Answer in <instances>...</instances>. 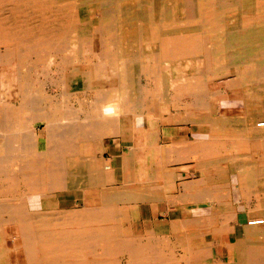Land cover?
Segmentation results:
<instances>
[{"label":"bare ground","instance_id":"bare-ground-1","mask_svg":"<svg viewBox=\"0 0 264 264\" xmlns=\"http://www.w3.org/2000/svg\"><path fill=\"white\" fill-rule=\"evenodd\" d=\"M260 151L264 0H0V264H264Z\"/></svg>","mask_w":264,"mask_h":264},{"label":"rangeland","instance_id":"rangeland-1","mask_svg":"<svg viewBox=\"0 0 264 264\" xmlns=\"http://www.w3.org/2000/svg\"><path fill=\"white\" fill-rule=\"evenodd\" d=\"M142 56H143V59L146 57V55H145V53H143L142 54ZM48 61L46 60V62H44L42 65H40L39 66V68H38V75H39V81L41 82V83H44L42 86H44L45 87V90H48L47 91V93H48V95H50V96H55L56 94H58V89L57 88H50V86H45V83L49 80V79H47V78H49V77H51V75L52 74H55L54 72L51 74L50 72H49V74H48V72H46L45 70L47 69V65H48V63H47ZM42 66V67H41ZM49 71V70H48ZM36 75L37 74H35V72L34 71H31V77H32V79L33 80H36L37 79V77H36ZM49 75V76H48ZM102 85H103V81L102 82H100ZM144 84H145V81H144ZM212 87V89H218L219 88V85H217V84H214L213 86H211ZM50 90H49V89ZM106 90V88L104 89V91ZM50 91V92H49ZM235 95L234 94H231L230 95V97L232 98V99H235V97H234ZM85 97L86 96H84V94L83 93H78L77 95H76V98H78L80 101H83L84 99H85ZM224 96H222V98H223ZM88 99L89 100H92V97H88ZM214 99H218V97H214ZM44 123V122H43ZM39 130V134H41L40 132H41V130H42V127L41 128H39L38 129ZM188 130V131H187ZM164 132H165V130L164 129H162V132H161V135L163 136V144L164 145H168V143L169 144H171L172 142H174L175 140H180V141H190L191 140V137H192V135H193V132H194V129L192 128V127H190L189 125L188 126H180V128H179V131H178V133H180V135H178L177 137H174V138H172V136L171 135H164ZM168 136V137H167ZM121 138H118L117 137V139H115L114 141H115V143H114V147H120V144L122 143V139L120 140ZM190 139V140H189ZM105 141L106 142H110L111 141V139H105ZM120 149V148H119ZM122 149V148H121ZM128 151V148L126 149V148H124L123 147V151ZM114 152H116L115 150H114ZM260 153H262V155H264V151H260ZM164 155H165V153H164ZM105 157L107 158V159H110V160H112L113 161V164H115V163H119L120 161H119V158H117L116 157V161H114V159H113V157L111 156V155H109V153H107L106 155H105ZM126 157V156H125ZM112 158V159H111ZM262 158V157H261ZM165 159H164V163H165ZM261 162H262V164H263V162H264V156H263V158L261 159ZM187 166L188 165H186L184 168H185V170H186V172L187 173H189V172H193V170H192V168L190 169V168H187ZM263 167H264V164H263ZM179 170V168L178 167H175V168H171L170 169V171L171 172H174V171H178ZM81 203H83V200L82 199H80L79 200ZM88 202L91 204V205H93V203H94V201H93V198L92 197H89L88 198ZM99 201H97V204H99L98 203ZM152 206V205H151ZM121 207H123L122 205H121ZM155 210V207H152V208H149L148 209V211H146V212H152L153 210ZM152 210V211H151ZM246 211H247V213H246V215H248L249 213H251V214H253V215H257L258 213H259V211H258V207L256 206V204H254V203H252L251 205H249L248 206V209H246ZM257 213V214H256ZM143 214V213H142ZM243 215H245V214H243ZM152 220L153 219H155V217H157L156 215H154L153 213H152ZM258 216V215H257ZM143 219H144V221L146 220V221H149V223H152L150 220H151V217H148V216H144L143 217ZM164 218L163 217H160V220H163ZM246 221H247V217H246V219H245ZM244 220V221H245ZM139 224H141V222H133V223H128V225L130 226V227H132L133 229H136L138 226H139ZM243 224V223H242ZM147 227L146 228H150L148 225H146ZM236 238L234 237V236H231V237H229V238H227V239H225V242L226 243H229V242H231V241H233V240H235ZM198 245H199V243L201 242L200 240H196L195 241ZM250 243V245L251 246H253V244H255V243H253V242H249ZM256 247H257V245H256ZM219 253H220V255H222V253H224V251L222 250V248L219 250ZM229 257L226 259V261H229L231 258H232V252H230L229 251Z\"/></svg>","mask_w":264,"mask_h":264},{"label":"crops","instance_id":"crops-1","mask_svg":"<svg viewBox=\"0 0 264 264\" xmlns=\"http://www.w3.org/2000/svg\"><path fill=\"white\" fill-rule=\"evenodd\" d=\"M119 138V137H118ZM115 139H117V137L115 138H112L111 140H113V143L111 144V146H110V152H109V155H111L112 157H120V156H122L123 155V153H124V151H123V144L121 143V145H120V147H114V143H115ZM121 140V139H120ZM120 148V149H119ZM122 148V149H121ZM114 150L116 151V152H114ZM46 208H48V207H45V209Z\"/></svg>","mask_w":264,"mask_h":264},{"label":"built area","instance_id":"built-area-1","mask_svg":"<svg viewBox=\"0 0 264 264\" xmlns=\"http://www.w3.org/2000/svg\"><path fill=\"white\" fill-rule=\"evenodd\" d=\"M260 224H263V221H262V223H260Z\"/></svg>","mask_w":264,"mask_h":264}]
</instances>
